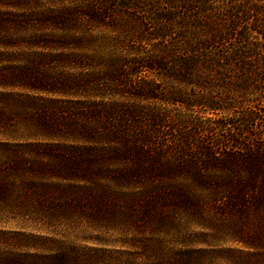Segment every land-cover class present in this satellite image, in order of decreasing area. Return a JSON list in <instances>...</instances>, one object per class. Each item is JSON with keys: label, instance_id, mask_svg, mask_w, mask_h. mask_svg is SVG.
<instances>
[{"label": "trees", "instance_id": "16d2710c", "mask_svg": "<svg viewBox=\"0 0 264 264\" xmlns=\"http://www.w3.org/2000/svg\"><path fill=\"white\" fill-rule=\"evenodd\" d=\"M0 215L121 234L0 264H264L196 247L264 244V0H0Z\"/></svg>", "mask_w": 264, "mask_h": 264}, {"label": "rangeland", "instance_id": "374dc122", "mask_svg": "<svg viewBox=\"0 0 264 264\" xmlns=\"http://www.w3.org/2000/svg\"><path fill=\"white\" fill-rule=\"evenodd\" d=\"M10 216V217H9ZM69 224L67 226L60 225L56 227H49V225H44L43 223H37L34 225L33 222L26 221L23 218L15 217L11 215L3 216L0 215V229L18 232L24 231L26 233H35L41 236H51L55 239H58L62 245H71L74 247L82 248H114L120 246L121 234L118 229L109 230L105 227L93 226L87 227L85 224H80L77 222ZM186 226L191 227V230H187L189 235L197 234L202 232L200 227H197L196 223L193 219L188 218L184 220ZM234 230L231 227H219L215 226L214 230L209 232L207 236H204L206 239V243L202 245L198 243L196 247H217V248H238V249H246L245 247H264V244H251L250 239L247 240L245 244L239 242L236 234L233 232ZM182 236V235H179ZM264 236V235H263ZM180 239V238H179ZM184 239V238H183ZM191 241H195L196 239L201 241V237H190ZM35 251H42L45 247H34ZM55 248V247H54Z\"/></svg>", "mask_w": 264, "mask_h": 264}]
</instances>
